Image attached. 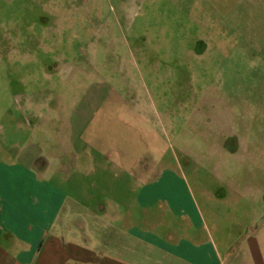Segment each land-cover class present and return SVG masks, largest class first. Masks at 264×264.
I'll return each mask as SVG.
<instances>
[{"label": "rangeland", "instance_id": "374dc122", "mask_svg": "<svg viewBox=\"0 0 264 264\" xmlns=\"http://www.w3.org/2000/svg\"><path fill=\"white\" fill-rule=\"evenodd\" d=\"M69 147L107 168L62 177L126 198L167 168L233 238L264 182V0H0V160Z\"/></svg>", "mask_w": 264, "mask_h": 264}, {"label": "crops", "instance_id": "0c3cea01", "mask_svg": "<svg viewBox=\"0 0 264 264\" xmlns=\"http://www.w3.org/2000/svg\"><path fill=\"white\" fill-rule=\"evenodd\" d=\"M70 147L63 165L25 150L0 160V264H264V182L244 186L259 191V212L249 207L233 238L215 240L213 213L181 176L134 167L126 198L109 196L107 181L94 188L62 177L78 164L88 174L107 168L102 153ZM217 189L210 198L242 200Z\"/></svg>", "mask_w": 264, "mask_h": 264}]
</instances>
